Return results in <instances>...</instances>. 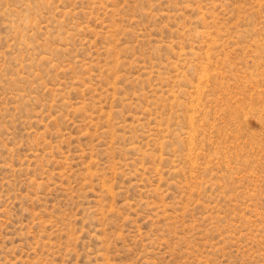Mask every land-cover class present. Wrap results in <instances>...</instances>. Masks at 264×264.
<instances>
[{
    "label": "rangeland",
    "instance_id": "1",
    "mask_svg": "<svg viewBox=\"0 0 264 264\" xmlns=\"http://www.w3.org/2000/svg\"><path fill=\"white\" fill-rule=\"evenodd\" d=\"M0 264H264V0H0Z\"/></svg>",
    "mask_w": 264,
    "mask_h": 264
}]
</instances>
